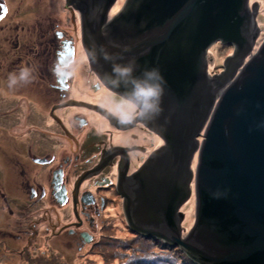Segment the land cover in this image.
<instances>
[{
  "label": "water",
  "instance_id": "95a60500",
  "mask_svg": "<svg viewBox=\"0 0 264 264\" xmlns=\"http://www.w3.org/2000/svg\"><path fill=\"white\" fill-rule=\"evenodd\" d=\"M257 13L250 0H126L109 24L102 17L84 27L87 54L104 46L134 57L137 73L156 67L166 80L162 113L144 120L164 145L133 176L121 175L117 192L132 233L175 247L194 264H264ZM216 43L234 51L210 77L206 57ZM88 58L95 73L110 70ZM191 198L194 222L183 235L179 210Z\"/></svg>",
  "mask_w": 264,
  "mask_h": 264
},
{
  "label": "flooded vegetation",
  "instance_id": "af4514ba",
  "mask_svg": "<svg viewBox=\"0 0 264 264\" xmlns=\"http://www.w3.org/2000/svg\"><path fill=\"white\" fill-rule=\"evenodd\" d=\"M125 1L109 0L102 15L108 0H0L3 259L94 245L109 206L121 203L123 213L121 175L133 176L164 145L144 120L120 125L109 116V90L93 83L84 27L102 17L109 24ZM23 66L34 79L9 88L8 73Z\"/></svg>",
  "mask_w": 264,
  "mask_h": 264
},
{
  "label": "rangeland",
  "instance_id": "374dc122",
  "mask_svg": "<svg viewBox=\"0 0 264 264\" xmlns=\"http://www.w3.org/2000/svg\"><path fill=\"white\" fill-rule=\"evenodd\" d=\"M250 4H257L256 22L259 27V35L255 45V50H257L264 40V0H250ZM233 51V47L221 43L214 44L208 50L206 57L208 76L212 77L222 72L225 58L231 56ZM195 163L194 161L193 167ZM120 204L109 206L107 228L103 235L96 234L97 241L94 245H86L78 251L73 246L69 249H63L59 244L60 248H55L59 255L54 254L58 258L57 264H186L188 262L194 264L178 249L177 251L173 248L162 249V251H166L164 254L155 253L161 250L157 246L158 242L161 241L132 233L124 220ZM179 211L184 215L181 227L183 229L182 234L185 235L194 222V198L189 199ZM153 240H156V246L152 245ZM30 257L35 263L47 264L48 255L46 253H31ZM1 259L3 258L0 255V262ZM2 262V264H26L27 261L17 256L10 258L8 256Z\"/></svg>",
  "mask_w": 264,
  "mask_h": 264
},
{
  "label": "clouds",
  "instance_id": "9594fccd",
  "mask_svg": "<svg viewBox=\"0 0 264 264\" xmlns=\"http://www.w3.org/2000/svg\"><path fill=\"white\" fill-rule=\"evenodd\" d=\"M88 57L95 63L103 61L110 70L94 74L93 83L109 90V102L102 104L120 125H130L138 120H154L163 111L162 98L166 80L159 68L153 67L137 73L135 58L109 52L104 46L94 47ZM34 79V69L23 66L7 75L9 88Z\"/></svg>",
  "mask_w": 264,
  "mask_h": 264
},
{
  "label": "trees",
  "instance_id": "16d2710c",
  "mask_svg": "<svg viewBox=\"0 0 264 264\" xmlns=\"http://www.w3.org/2000/svg\"><path fill=\"white\" fill-rule=\"evenodd\" d=\"M154 243L152 245L156 246L155 243H156V240H153ZM161 250L155 252V253H160V254H164L166 251H162L163 250H166V249H170V248H173V249H176L177 251V248L175 247H170V246H166L164 243H161V242H158V245H157ZM179 252V251H178ZM177 252V254H179ZM56 255H59L58 253H55ZM48 255V260L47 261V264H57L58 262V258L54 255V254H46ZM31 259V257L29 258ZM186 263V262H185ZM26 264H42V263H35V261H33L32 259L30 261L27 260ZM186 264H190L189 262L186 263Z\"/></svg>",
  "mask_w": 264,
  "mask_h": 264
},
{
  "label": "bare ground",
  "instance_id": "6f19581e",
  "mask_svg": "<svg viewBox=\"0 0 264 264\" xmlns=\"http://www.w3.org/2000/svg\"><path fill=\"white\" fill-rule=\"evenodd\" d=\"M190 209H191V207H190Z\"/></svg>",
  "mask_w": 264,
  "mask_h": 264
}]
</instances>
